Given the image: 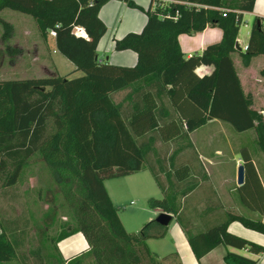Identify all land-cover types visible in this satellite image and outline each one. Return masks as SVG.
<instances>
[{
  "label": "trees",
  "instance_id": "1",
  "mask_svg": "<svg viewBox=\"0 0 264 264\" xmlns=\"http://www.w3.org/2000/svg\"><path fill=\"white\" fill-rule=\"evenodd\" d=\"M109 1L0 0V13L11 10L32 17L45 41L53 31L57 51L74 65L73 73L83 74L0 81V190L15 187L29 161L39 155L74 220L55 241V256L31 252L34 264H182L177 253L161 258L146 243L164 238L168 228L151 221L139 234L126 231L105 186L107 180L144 169L162 193L161 199L150 200L151 207L173 216L198 260L221 245L264 253V247L228 231L237 221L264 234L262 220L228 213L223 222L192 233L182 211V200L198 187L191 165L181 160L194 148L191 133L215 120L238 133L253 130L264 154V118L251 108L232 60L244 14L254 12L256 0H159L154 10L145 12L148 20L141 33L115 41L116 51L137 55L134 67L99 60L98 46L107 33L100 11ZM119 1L141 9L132 0ZM0 22L7 40L13 27ZM208 27L222 31L221 41L186 58L179 37ZM257 56H264L261 17L254 19L247 50L241 54L244 66ZM201 66L213 67V72L200 77L196 70ZM159 144L174 149L161 154ZM240 155L245 184L238 192L242 203L256 211L253 204H264V189L250 151L243 148ZM258 211L264 216V209ZM77 233L88 241L89 252L60 258L58 242ZM15 245L0 233V263L16 259ZM225 262L260 264L234 253H228Z\"/></svg>",
  "mask_w": 264,
  "mask_h": 264
},
{
  "label": "crops",
  "instance_id": "2",
  "mask_svg": "<svg viewBox=\"0 0 264 264\" xmlns=\"http://www.w3.org/2000/svg\"><path fill=\"white\" fill-rule=\"evenodd\" d=\"M132 1L141 9H133L124 1L111 0L104 5L100 11V18L107 27V33L98 46V57L103 63L107 62L119 67H134L137 65V55L132 51H116L115 41L122 39L129 33H141L148 20L145 12L151 8L154 10L156 2H154V0ZM26 16H21L18 20L28 21ZM245 17H249V21H247L246 24H253L254 19L257 17L264 18V0H256L254 12L245 13L244 19ZM10 24L16 29V24L12 21ZM251 26L249 25L248 27L247 25L246 27H248V30L245 31L243 30L244 26L242 24L237 41L241 50L239 51L237 49V52L232 54V60L240 79L242 89L251 101V108L260 113L264 111V56L252 58L248 66H244L241 58V54L245 53L248 47ZM35 30L36 32H32L25 27H22L21 30L24 39H26L24 46H28L30 49L24 50L21 48L19 54L26 53L30 57L29 60L25 62L28 65V69L37 68L40 70H50L48 65H51L54 70L57 71L54 74L52 73V75L67 76L72 74L75 67L68 60L66 61H68L69 64L62 60V58L60 59V57L63 56L57 51L55 36L50 34L52 37L49 36L47 41H45L41 37L38 29L35 28ZM11 37L12 39L15 38V33H13ZM221 39L222 31L219 28L208 27L202 33L181 35L179 37V42L186 58H190L193 55L203 54L207 46L217 44ZM13 47L20 48L17 43L13 44ZM23 50L25 52H22ZM10 64H15V62L12 60ZM62 64L67 65V73H62L60 69ZM212 72L213 67L210 66H201L196 70L197 75L200 77L210 75ZM82 75L81 72H77L73 73L70 78H76ZM1 80L2 79H0V81ZM124 95L125 93H122L117 96L116 99L120 100ZM227 125L229 124L215 120L208 122L205 126L190 134V137H192L198 131L208 129L206 135H223L226 133L230 140L226 145H212L211 140H213V137L211 139L209 136H206V145H204L206 149L204 150H209V152L213 154H202L197 151L198 157L196 159L182 161L188 162V164L191 165L193 169V180H196V182L198 180L199 184H213V190L208 186V190L205 194H202L203 192L197 194L200 188V186H198L194 192L182 200V209L184 210V215L187 217L186 223L192 233L205 231L223 222L228 213L245 216L252 220L264 221V216H261L258 211L264 209L263 202L258 200L256 204H253V208H256V211L244 205L239 197L238 188L240 187L237 184L238 168L244 166L240 150L247 148L251 153L260 182L264 189V174L260 169L261 160L258 156L253 155L252 150L248 147H243L233 142V140L237 138L235 136L236 134L232 131L230 132ZM235 132L238 133L237 131ZM249 132L254 131L252 130L239 134L245 135ZM235 182L237 185L234 187L233 183ZM108 193L110 198H112L109 190ZM197 197L199 199L198 201L195 200ZM111 200L115 206L113 199ZM162 213L160 209H154V214L156 216ZM148 220H152V217H149ZM173 221H175V219H173ZM228 231L232 235L264 247V234L250 230L244 227L240 222H232L228 226ZM151 242L155 243L153 247L150 244ZM146 243L149 249L161 258L172 253H177L180 256L182 264H226L225 257L228 253H234L259 262L260 264H264V253L254 254L248 249L238 250L224 245L216 247L201 260H198L180 224L172 226L171 223L164 238L149 239ZM57 250L60 258L69 260L75 256L88 253L90 247L84 235L77 233L58 242Z\"/></svg>",
  "mask_w": 264,
  "mask_h": 264
},
{
  "label": "rangeland",
  "instance_id": "3",
  "mask_svg": "<svg viewBox=\"0 0 264 264\" xmlns=\"http://www.w3.org/2000/svg\"><path fill=\"white\" fill-rule=\"evenodd\" d=\"M21 16L26 15L11 10H4L0 14V20L9 24L12 21L17 26L16 29L12 26L11 36L15 33V38L12 39L9 36V39L4 40L5 29L0 22V79H31L47 77L56 73L57 71L51 65H48L50 70L28 69L25 62L30 57L26 53L19 54L21 48L30 49V47L24 46L26 39H24L21 30L22 27H25L36 32L35 28L37 27L32 17L26 16L28 21L18 20ZM247 21H249V17H245L243 22V30L245 31L248 30L249 25H252L251 23L246 24ZM247 25L248 27H246ZM49 36L52 37L50 34ZM15 43L19 44L20 48L13 47ZM24 50L22 52H25ZM61 58L69 64L66 59ZM12 60L15 64H10ZM67 68V65L64 64L60 66L62 73H67ZM227 128L236 134L237 138L233 140L234 143L248 147L252 150L253 155L260 158V169L264 174V154L257 146L255 132L243 135L236 133L230 125H227ZM207 130L198 131L190 137L194 148L184 153L181 157L182 161L196 159L198 157L197 151L208 155L212 153L209 150H204L206 149L204 146L206 145L205 137L209 136L206 135ZM209 137L211 139L213 137L212 145H226L230 141L226 133ZM173 147L172 144H159L158 152L163 154L166 151H173ZM194 181L196 182V180ZM105 183L111 194V199L115 203L118 216L128 233L139 234L147 223L157 220L160 214L158 216L154 214L150 200L161 199L162 193L147 169L128 177L107 180ZM236 185V182L233 183L234 187ZM198 186L200 188L197 194H201V192L205 194L208 186L213 190V184L210 183L208 185L198 182ZM198 197L195 199L196 201L199 200ZM149 217H152V220H148ZM183 217L187 222L184 210ZM0 223L3 227L0 228V233L5 232L8 239L16 244V259L0 264H24L26 261L23 258L27 259L29 262L27 264H34L35 259L31 252L36 250H42L45 257L55 256V241L64 231L73 226L72 214L63 200L59 186L39 155L34 156L29 161L20 182L15 187L0 190ZM177 225L176 220L172 222V226ZM157 230L159 229L156 228L150 234H155L154 232ZM150 244L153 247L155 243L151 242Z\"/></svg>",
  "mask_w": 264,
  "mask_h": 264
},
{
  "label": "water",
  "instance_id": "4",
  "mask_svg": "<svg viewBox=\"0 0 264 264\" xmlns=\"http://www.w3.org/2000/svg\"><path fill=\"white\" fill-rule=\"evenodd\" d=\"M236 48L240 51V47L236 46ZM237 184L239 187H242L245 184V168L244 166H240L238 168V173H237ZM173 221V216L169 215L167 213H162L159 215V217L156 220V223L162 227V228H168L170 224ZM264 224V221H263Z\"/></svg>",
  "mask_w": 264,
  "mask_h": 264
},
{
  "label": "built area",
  "instance_id": "5",
  "mask_svg": "<svg viewBox=\"0 0 264 264\" xmlns=\"http://www.w3.org/2000/svg\"><path fill=\"white\" fill-rule=\"evenodd\" d=\"M159 0H154V2H158ZM161 1V0H160ZM165 3H168V1H165ZM185 5H188V4H185ZM156 8V7H155ZM167 17H169V18H171V16H167ZM49 34H51L52 36H55V33L53 32V31H49ZM79 34H81V35H83L84 34V32H83V30H80L79 31ZM260 114L262 115V117L264 118V111H261L260 112Z\"/></svg>",
  "mask_w": 264,
  "mask_h": 264
}]
</instances>
